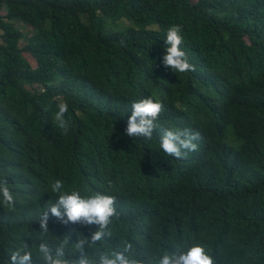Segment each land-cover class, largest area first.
<instances>
[{
  "label": "trees",
  "instance_id": "trees-1",
  "mask_svg": "<svg viewBox=\"0 0 264 264\" xmlns=\"http://www.w3.org/2000/svg\"><path fill=\"white\" fill-rule=\"evenodd\" d=\"M173 25L194 71L163 65ZM146 98L163 105L162 129L200 133L197 151L166 156L159 129L126 135ZM57 179L116 197L112 235L86 246L95 261L131 243L142 264L194 245L213 264H264V0H0V183L15 198L0 197V264L23 242L43 264L36 237ZM48 224L51 245L98 230Z\"/></svg>",
  "mask_w": 264,
  "mask_h": 264
},
{
  "label": "clouds",
  "instance_id": "clouds-1",
  "mask_svg": "<svg viewBox=\"0 0 264 264\" xmlns=\"http://www.w3.org/2000/svg\"><path fill=\"white\" fill-rule=\"evenodd\" d=\"M164 52L162 57L163 65L173 73H187L194 71L182 50L183 36L182 28L173 25L167 30L164 39ZM163 105L152 98L142 99L131 105V116L127 122L126 135L131 138H144L150 140L154 131H161L160 149L166 156L176 159L185 158L189 152L198 150L199 132L190 129H162L157 123ZM67 103H59L58 111L55 113L54 121L57 127L67 134L70 128V120L66 119L68 113ZM212 157V156H210ZM210 157L208 162L210 161ZM224 158V157H223ZM51 193L57 195L54 203H48L42 214L39 225L42 231L36 237V258L43 264H142L135 258H130L126 253L132 251L133 245L126 243L122 252L112 251L100 255L95 261L86 253V246L92 248L98 242L112 235L109 226L114 217L118 215L116 197L113 195L95 192L89 196H82L77 190H64L63 182L59 179L49 185ZM0 197L6 208L15 206V198L7 182L0 183ZM49 214L55 217L63 225L79 224L81 226H98V230L91 233L90 237L83 233H77V241L71 242V234H66L62 238H52L55 244H50L49 234ZM74 248L79 253V258H69L66 250ZM34 258L32 246L22 243L18 248L11 251L10 258L6 264H32ZM149 264H213V259L207 254L204 247L194 245L186 251L176 255L165 253L163 256L155 257Z\"/></svg>",
  "mask_w": 264,
  "mask_h": 264
}]
</instances>
